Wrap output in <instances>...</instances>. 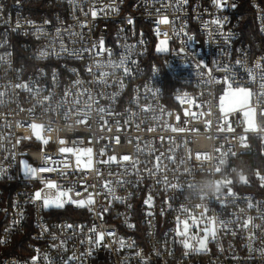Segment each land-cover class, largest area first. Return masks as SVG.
Wrapping results in <instances>:
<instances>
[{"label":"built area","instance_id":"built-area-1","mask_svg":"<svg viewBox=\"0 0 264 264\" xmlns=\"http://www.w3.org/2000/svg\"><path fill=\"white\" fill-rule=\"evenodd\" d=\"M107 4L116 10L93 19L90 10ZM163 15L170 20L159 25L161 33H168L169 51L157 52L163 37L156 35V21ZM217 16L227 17L222 31L230 34L228 41L216 25L204 27ZM40 28L44 31H36ZM262 29L264 0H227L223 11L213 0H0V166L6 169L0 177V240L5 241L0 245L10 249L19 242L0 264H30L36 249L41 256L59 258L73 252L80 257L90 247L92 254L84 255L82 264H140L136 251L149 264H264V193L245 190L253 182L244 167L258 145L264 149ZM182 31L197 43L185 47ZM100 38L111 50L107 67H96L97 61L109 59L107 52L98 57L84 53L80 59L60 51L91 48ZM197 46L194 54L191 48ZM45 48L48 57L41 58ZM125 57L135 63H120ZM87 64H92L91 74L84 71ZM232 87L249 89L254 130L243 129L242 110L222 112L221 101ZM83 119L87 125L78 122ZM35 124L45 126L47 145L34 136L26 139ZM117 136L120 144L111 139ZM62 138L92 147L93 169L76 170L75 158L69 157L71 167H61L66 175L42 176L75 185V191L95 185L87 188L95 200L91 211L74 205L44 210L30 202L43 185L25 178L19 161L40 167L45 155L61 159ZM110 155L117 156V163L98 162ZM123 155L130 161L121 164ZM105 181H111L112 193L103 187ZM45 191L55 195V190ZM149 195L151 216L144 203ZM102 207L109 208L103 220L96 215ZM184 210L200 220L199 231L194 228L190 235H202L204 225L215 222L207 252L185 255L174 231L178 216L188 218ZM94 224L97 231L115 233L106 236L107 247L87 243ZM42 227L47 228L43 234ZM120 239L126 245L135 241L137 247L120 248ZM62 240L67 251L51 247Z\"/></svg>","mask_w":264,"mask_h":264},{"label":"snow or ice","instance_id":"snow-or-ice-1","mask_svg":"<svg viewBox=\"0 0 264 264\" xmlns=\"http://www.w3.org/2000/svg\"><path fill=\"white\" fill-rule=\"evenodd\" d=\"M186 2V0H185ZM213 3L219 9L220 11H223L227 7V0H213ZM232 8H235V5H231ZM108 10L115 11V5L114 4H107L103 5L101 8L96 9L93 8L91 9V16L93 19H95L98 14L100 13H106ZM88 13H85L87 15ZM227 22V17H215L209 22H206L204 24L205 29L208 28L209 24L216 25L217 31L220 32L221 35L223 34V26ZM50 23L49 21H45V24ZM129 24H132L133 21L130 19L128 21ZM170 23V20L168 16L163 15L161 16L157 21V27H156V35L157 37L162 36L163 38L159 40V43L156 47L157 52H168V44H169V36L167 32L161 33L159 25H167ZM30 24H33V22H30ZM81 28L86 27V24L81 23L80 24ZM36 31H44L43 28L36 29ZM57 33H59V28L56 29ZM264 31V29H262ZM182 34L186 37V40L184 41L185 47H190L193 44H196L197 42L195 41L194 35H189L187 32H183ZM68 35H74V33H68ZM82 35V34H81ZM177 35H180L178 33ZM209 37H211V32H209ZM58 38L61 40V43L64 44L62 34L58 36ZM230 34L229 35H224L225 41H228L230 39ZM55 43V41H53ZM198 47H192L191 50L195 54L198 50ZM98 49V50H97ZM61 53H66L69 58H76L79 57L80 59H83V54L84 53H95V56H101L105 52L108 53L109 59L107 61H97L96 67L97 68H102V67H107L110 63H112L111 60V50L105 47V41L103 38H100L98 42H92V47L91 48H84L79 51L77 50H72L71 52H68L66 47H62L60 49ZM180 53L184 52V48H181L179 50ZM41 58H47L48 57V51L47 48L41 50L40 53ZM120 63L127 64V63H135V61H130L127 57L123 58ZM204 67H207V65H203ZM264 66V65H262ZM91 69H92V64H87L85 65L84 71L87 74H91ZM71 72L74 74L76 73V69H71ZM56 71L53 70L52 78L55 79ZM96 75H105V76H110L111 73L109 72H97ZM125 75H129L127 71H125ZM97 83H101V81H97ZM111 86V85H109ZM99 102V100L97 101ZM101 111H107L111 114V109H101ZM79 123H84L88 124L87 119H83L81 121H78ZM108 124V121L105 120L102 123V127L106 126ZM111 131V129H108ZM121 127L117 128V131H120ZM46 132L45 126L44 125H33L32 126V136L27 137L26 139H32L34 136L36 141L42 142V144L47 145L49 143V139L45 137L44 133ZM24 139V138H22ZM103 139V137H101ZM114 139L116 144H120L121 140L120 137H114L111 138ZM69 142L71 143L72 146H68ZM82 141H76V140H66V139H60L59 144L61 147L59 148V154L61 159L57 160L54 159L50 156L45 155L43 157V164L40 167H33L27 160H20L19 165L22 170L23 176L27 179H39L40 183L43 185V187L38 188L36 191H34L30 195V202L44 210H50V209H64L66 205H74L77 208H88L91 211V206L95 204V200L93 197V194L87 191L88 187H95V185H87L86 187H83L82 191H75V185L72 186H64L61 184H58L56 181L48 178H44L42 174L44 173H52V172H57L60 171V175L64 176L67 173L65 171L61 170L62 169H69L71 167V164L69 163V157H74L75 158V169L79 170L81 172L85 170H91L93 169L94 166V161H93V148L92 147H82V146H77L82 144ZM91 143V141H89ZM100 156L105 155L104 149H101ZM15 159V156L13 155L12 157ZM130 156L128 155H123L120 158V163L123 164V162H128L130 161ZM99 163H103L105 165H110L112 163H117V156L115 155H110L107 157L106 160L103 161H98ZM132 169L135 170V165H132ZM127 171V169H125ZM6 172V169H4L2 166H0V177H2ZM97 175L99 176V170H97ZM119 175V174H118ZM126 181L120 180L117 181V183H125ZM103 187L107 189L109 193L113 192V189L111 187V181H105L103 184ZM45 190H55V195L50 196L47 194ZM87 193L86 198H81L84 197V194ZM115 198V197H114ZM144 203L148 205L149 211L147 213L148 216L152 215L151 208H152V197L149 195L147 199H145ZM109 211L108 207H102L100 213H97V218L103 220V214L107 213ZM185 213L187 214L188 218L187 219H181L179 216L176 218V228H175V235L176 237L181 238L179 240V243L182 244L183 248L186 250L185 255L188 254L189 251H195L198 253L201 252H207L208 251V242L210 238L215 237V222H209L206 223L203 227V232L202 235H196L190 233L192 230L195 228L197 231L200 229V220H198L194 215L187 213V210H184ZM23 213L20 214V219L22 220ZM202 219V218H201ZM17 223V221H14V224ZM131 228H134V225L129 224L128 225ZM66 228H72V225H67L64 226ZM63 230V229H62ZM82 230V229H81ZM47 228L42 227V234L43 232H46ZM89 235L87 236V243L90 246H95V247H100L104 246L107 247L108 245L105 244V238L106 236L108 237H115V233L113 231H97V226L94 224L91 228L88 229ZM52 240L55 242L57 240L56 236L52 237ZM5 241L0 240V243H4ZM85 241L81 240L80 243L83 244ZM193 242L198 244V247L194 246ZM120 248L128 247V248H136L137 245L135 244V241L125 244V241L123 239H120L118 241ZM53 248L60 249L62 251H67L65 249V241H61L59 244L53 243L51 245ZM93 251V247H90L88 252L86 254L82 253L80 257H77L75 255V252L71 256H62L59 258H53L48 255H43L41 256L40 250L36 249V255L31 257L30 264H40V260L43 259L45 264H82L83 257L84 255H91ZM158 254V253H157ZM135 256L140 258V264H149L148 259L144 257L141 251H136Z\"/></svg>","mask_w":264,"mask_h":264},{"label":"rangeland","instance_id":"rangeland-1","mask_svg":"<svg viewBox=\"0 0 264 264\" xmlns=\"http://www.w3.org/2000/svg\"><path fill=\"white\" fill-rule=\"evenodd\" d=\"M221 102V108L224 114H229L233 112V110H242L244 116V130L248 131L255 129V116L254 111L251 108L252 102L250 97V91L248 88H228ZM261 142V144L264 145V138L261 140ZM262 176L264 175H261V178ZM245 181L246 179L242 178L240 183L246 185ZM260 185L264 187V181Z\"/></svg>","mask_w":264,"mask_h":264},{"label":"trees","instance_id":"trees-1","mask_svg":"<svg viewBox=\"0 0 264 264\" xmlns=\"http://www.w3.org/2000/svg\"><path fill=\"white\" fill-rule=\"evenodd\" d=\"M244 167L246 168V173L248 174L249 179L253 182L250 186H247L246 191H253L256 194H262L264 193V187L263 190L258 188L259 183V176L264 175V152L261 148V146L258 145V148L253 151L245 160ZM247 177V178H248ZM16 247L19 246V242L16 241ZM16 247L10 249L6 246L0 245V259L2 256L6 254H13L16 251Z\"/></svg>","mask_w":264,"mask_h":264}]
</instances>
